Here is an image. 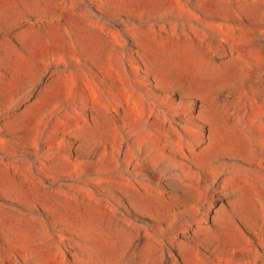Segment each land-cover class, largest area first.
<instances>
[{
	"label": "rangeland",
	"instance_id": "374dc122",
	"mask_svg": "<svg viewBox=\"0 0 264 264\" xmlns=\"http://www.w3.org/2000/svg\"><path fill=\"white\" fill-rule=\"evenodd\" d=\"M0 264H264V0H0Z\"/></svg>",
	"mask_w": 264,
	"mask_h": 264
}]
</instances>
